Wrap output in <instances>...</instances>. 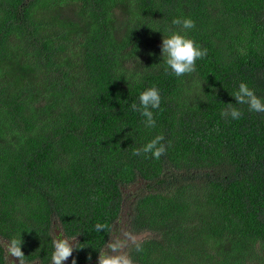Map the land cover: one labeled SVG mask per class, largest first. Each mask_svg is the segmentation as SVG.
<instances>
[{"label":"trees","instance_id":"trees-1","mask_svg":"<svg viewBox=\"0 0 264 264\" xmlns=\"http://www.w3.org/2000/svg\"><path fill=\"white\" fill-rule=\"evenodd\" d=\"M169 29L207 49L194 72L167 69ZM241 82L264 102V0H0V240L48 264L58 230L89 264L124 206L148 233L133 264H264V113ZM151 87L146 127L131 105ZM158 135V160L133 155Z\"/></svg>","mask_w":264,"mask_h":264},{"label":"clouds","instance_id":"clouds-1","mask_svg":"<svg viewBox=\"0 0 264 264\" xmlns=\"http://www.w3.org/2000/svg\"><path fill=\"white\" fill-rule=\"evenodd\" d=\"M172 25L179 26L183 30H189L195 27V22L191 18H176L173 19ZM170 35L163 36L161 44V56L167 69L176 77H181L185 74H190L196 70V61L202 59L207 55V49H202L192 39L187 38L180 32L169 29ZM166 69V71H167ZM233 97L237 104H246L249 111L264 113V102L257 97L252 89L246 83L241 82L238 90L233 93ZM139 104L133 103L131 108L137 111L145 118L144 123L146 127H154L155 119L152 109H158L161 103L159 90L155 87L148 88L140 93ZM222 117H231L232 119H240L242 112L240 109L234 107L232 103H228L227 108L221 112ZM164 140L163 135H158L141 149L133 152V155L148 154L155 159H159L166 152V146L161 143ZM111 251L99 252L97 264H133L130 257L125 256L122 252H118L117 246L110 245ZM74 249L69 242L63 239L53 241V253L51 257V264H64L70 256H72ZM136 251L141 252L143 248L140 245L136 246ZM9 254L11 257L20 258L24 254L21 250V241H13L9 247ZM91 260V256L88 257ZM72 264H76L73 259Z\"/></svg>","mask_w":264,"mask_h":264},{"label":"flooded vegetation","instance_id":"flooded-vegetation-1","mask_svg":"<svg viewBox=\"0 0 264 264\" xmlns=\"http://www.w3.org/2000/svg\"><path fill=\"white\" fill-rule=\"evenodd\" d=\"M129 195H130V193H129ZM126 215H127V207L124 208V206H123L121 214H120V222H119V224H117L115 226L114 232L111 234V237L108 240V242H107V244H106V246L102 252L111 251L109 246L115 245V246H117L118 252H122L125 255V251H126L127 246L129 244H131V243H129L126 246H124V244H123V242H124L123 237L127 234H130L127 231L126 225L123 224V221L126 222ZM56 231H58V230H55L56 240L57 239L66 240L64 236H60V233L57 234ZM2 241H4V240H0V243L2 244V247L4 249V253H3L4 264H42V260H38L37 258L27 260L26 258H24L26 256H22L18 259L11 257L9 254V247L10 246L8 244H5L6 243L5 241H4L5 243H3ZM68 242H69V244L71 243V241H68ZM70 246L72 247L73 245L70 244ZM69 258H68V260H66L64 262V264H69ZM97 258H98V256H97ZM97 258L89 264H97ZM48 264H51V261Z\"/></svg>","mask_w":264,"mask_h":264},{"label":"water","instance_id":"water-1","mask_svg":"<svg viewBox=\"0 0 264 264\" xmlns=\"http://www.w3.org/2000/svg\"><path fill=\"white\" fill-rule=\"evenodd\" d=\"M139 185H141V184H138V186H139ZM138 186H131V187H130V192H134ZM123 224L126 225V222L123 221ZM56 233L58 234L59 232L56 231ZM147 235H148V233H143V234H131V233H130V234H127V235H125V236L123 237V239H124L123 244H124V246H126V245L129 244V243H133V242H136V241H140V240H142L143 238H145ZM2 242L5 243L4 241H2ZM5 244H7V243H5ZM70 244L73 245L74 242L71 241ZM122 251H123V250H122Z\"/></svg>","mask_w":264,"mask_h":264},{"label":"rangeland","instance_id":"rangeland-1","mask_svg":"<svg viewBox=\"0 0 264 264\" xmlns=\"http://www.w3.org/2000/svg\"><path fill=\"white\" fill-rule=\"evenodd\" d=\"M129 193H132V192H130V187H129V188H126V189L123 190L124 198H125V200H127V201H128V199H129ZM124 208H125V207H124Z\"/></svg>","mask_w":264,"mask_h":264}]
</instances>
